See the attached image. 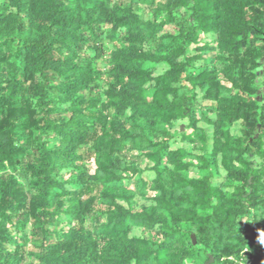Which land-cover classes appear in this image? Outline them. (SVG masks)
<instances>
[{"label": "trees", "instance_id": "1", "mask_svg": "<svg viewBox=\"0 0 264 264\" xmlns=\"http://www.w3.org/2000/svg\"><path fill=\"white\" fill-rule=\"evenodd\" d=\"M206 263L264 264V0H0V264Z\"/></svg>", "mask_w": 264, "mask_h": 264}, {"label": "water", "instance_id": "2", "mask_svg": "<svg viewBox=\"0 0 264 264\" xmlns=\"http://www.w3.org/2000/svg\"><path fill=\"white\" fill-rule=\"evenodd\" d=\"M193 239H194V237H193ZM206 264H208V263H206Z\"/></svg>", "mask_w": 264, "mask_h": 264}]
</instances>
